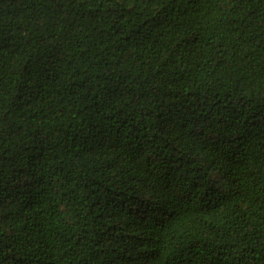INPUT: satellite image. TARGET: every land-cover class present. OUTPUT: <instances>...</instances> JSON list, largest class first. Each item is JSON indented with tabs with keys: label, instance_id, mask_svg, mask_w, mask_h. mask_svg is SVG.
<instances>
[{
	"label": "trees",
	"instance_id": "1",
	"mask_svg": "<svg viewBox=\"0 0 264 264\" xmlns=\"http://www.w3.org/2000/svg\"><path fill=\"white\" fill-rule=\"evenodd\" d=\"M0 264H264V0H0Z\"/></svg>",
	"mask_w": 264,
	"mask_h": 264
}]
</instances>
